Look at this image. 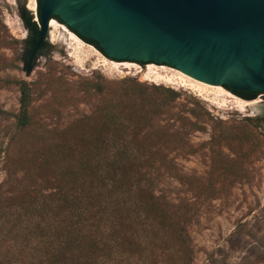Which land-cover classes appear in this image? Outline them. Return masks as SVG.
I'll return each instance as SVG.
<instances>
[{"label": "rangeland", "instance_id": "rangeland-1", "mask_svg": "<svg viewBox=\"0 0 264 264\" xmlns=\"http://www.w3.org/2000/svg\"><path fill=\"white\" fill-rule=\"evenodd\" d=\"M35 1L31 10V0H0V257L18 255L26 223L13 240L5 231L26 209L50 204L69 165L86 153L95 157L101 144H118L115 123L102 120L110 111L126 129L120 143L148 160L133 177L134 193L159 199L184 227L190 264H264V102L257 112L242 110L239 103L249 102L234 93H208L171 70L165 75L172 85L146 79L147 65L138 64L141 73L119 69L93 45L79 50L50 26L32 59L24 18L41 29ZM18 82L28 84L32 98L24 130L16 119ZM115 231L126 235L116 241ZM175 231L130 220L127 227L102 225L97 247L88 242L69 252L68 264H185Z\"/></svg>", "mask_w": 264, "mask_h": 264}, {"label": "water", "instance_id": "water-1", "mask_svg": "<svg viewBox=\"0 0 264 264\" xmlns=\"http://www.w3.org/2000/svg\"><path fill=\"white\" fill-rule=\"evenodd\" d=\"M38 5L41 29L32 59L55 19L109 60L165 65L230 92L264 93V0H39Z\"/></svg>", "mask_w": 264, "mask_h": 264}, {"label": "trees", "instance_id": "trees-1", "mask_svg": "<svg viewBox=\"0 0 264 264\" xmlns=\"http://www.w3.org/2000/svg\"><path fill=\"white\" fill-rule=\"evenodd\" d=\"M38 17L41 23L40 5ZM24 19L33 35L32 52L40 29L33 17L26 15ZM18 85L22 106L16 119L18 128L24 130L31 122L28 108L32 98L28 84L18 82ZM102 120L115 123L113 133L118 144L99 145L95 157L84 154L80 161L68 166L63 186L55 194L48 195L51 201L47 207H30L16 217L15 225L5 231L10 236L3 237L10 240L15 237L13 231L18 234L23 228L27 233L17 245L18 255L12 251L10 256L0 257V264H68L69 252L82 251L88 242L90 248L97 247L94 236L100 226L118 224L127 227L129 220L137 224L154 222L168 230L176 229L177 245L184 255L180 258L190 264L189 237L184 227L168 213L159 199L143 190L134 193L133 177L148 161L145 153L120 143L126 137V129L110 116V111L103 114ZM47 214L48 220L45 219ZM23 223H26L24 227ZM85 227L89 230L86 231ZM119 232L115 231L113 235L116 241L117 237L126 235ZM121 239L125 243V238Z\"/></svg>", "mask_w": 264, "mask_h": 264}, {"label": "bare ground", "instance_id": "bare-ground-1", "mask_svg": "<svg viewBox=\"0 0 264 264\" xmlns=\"http://www.w3.org/2000/svg\"><path fill=\"white\" fill-rule=\"evenodd\" d=\"M31 1H32V4L28 7H29V9L34 10V9H36V1H35V3H33L34 0H31ZM49 26H50V29H52L53 31L58 32V30L60 29V30H63L64 32H66L68 37H69V40L72 43H74V45L76 44L78 46L79 50L87 45L74 32H72L70 29H68L67 26L58 22L57 20H55V19L51 20ZM54 36H55V34H54ZM87 46H90V45H87ZM90 47L93 48L92 46H90ZM112 63L114 64L115 67H117L119 69L122 68L125 70H135L137 73H141L143 71V69L136 63H131V62L117 63V62H113V61H112ZM145 68L147 70V72L145 73L146 79H150V78L152 79L153 78L158 82L168 84V85H172L173 80H172V78L169 77L170 75L169 76L165 75V73H167L168 70H171V72H174L175 76H178V78L180 80H182L184 83L189 82L190 86L192 85V87L194 86V87L202 88L203 90L207 91L208 93H211L214 95H228L229 96L231 94L229 91H227L226 89H224L221 86L211 85V84L202 82L200 80H197V79L189 76L188 74H185L182 71L175 70V69H172V68L167 67V66H158V65H154V64H149ZM203 90H201V91H203ZM239 105H240V107H242V110H243L245 107L255 106L257 104H256V102H254V103L249 102V103H245V104L239 103Z\"/></svg>", "mask_w": 264, "mask_h": 264}, {"label": "flooded vegetation", "instance_id": "flooded-vegetation-1", "mask_svg": "<svg viewBox=\"0 0 264 264\" xmlns=\"http://www.w3.org/2000/svg\"><path fill=\"white\" fill-rule=\"evenodd\" d=\"M46 42L44 40V42L42 43L40 49L38 50V52L45 46ZM36 47V46H35ZM35 49V48H34ZM33 52V51H32ZM37 52V53H38ZM144 67L146 65L142 64ZM149 65V64H148ZM159 66V65H158ZM232 91V90H231ZM239 99L244 100L246 102H251L254 103L256 102V104H258L260 101L264 102V93H243V92H237V91H232ZM260 98H263L262 100H258ZM254 101V102H252Z\"/></svg>", "mask_w": 264, "mask_h": 264}]
</instances>
